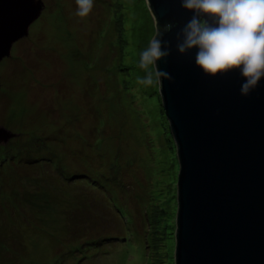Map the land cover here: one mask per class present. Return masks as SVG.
I'll return each instance as SVG.
<instances>
[{
    "label": "rangeland",
    "instance_id": "obj_1",
    "mask_svg": "<svg viewBox=\"0 0 264 264\" xmlns=\"http://www.w3.org/2000/svg\"><path fill=\"white\" fill-rule=\"evenodd\" d=\"M0 62V264H174L179 164L138 85L147 0H42Z\"/></svg>",
    "mask_w": 264,
    "mask_h": 264
},
{
    "label": "water",
    "instance_id": "obj_2",
    "mask_svg": "<svg viewBox=\"0 0 264 264\" xmlns=\"http://www.w3.org/2000/svg\"><path fill=\"white\" fill-rule=\"evenodd\" d=\"M170 55L159 88L176 147L174 264H264V78L248 95L238 70L206 75L195 52L177 50L176 34L193 13L179 0H147ZM42 0H0V62L27 36ZM0 125V144L16 136Z\"/></svg>",
    "mask_w": 264,
    "mask_h": 264
},
{
    "label": "clouds",
    "instance_id": "obj_3",
    "mask_svg": "<svg viewBox=\"0 0 264 264\" xmlns=\"http://www.w3.org/2000/svg\"><path fill=\"white\" fill-rule=\"evenodd\" d=\"M75 15L86 18L95 0H75ZM193 13L176 34L177 50L195 52V65L204 74L216 76L238 70L244 78L241 94L248 95L264 78V0H179ZM171 24L156 23L155 34L139 53L142 76L138 85L162 88L171 75L159 69L158 61L170 55V42L163 39Z\"/></svg>",
    "mask_w": 264,
    "mask_h": 264
}]
</instances>
